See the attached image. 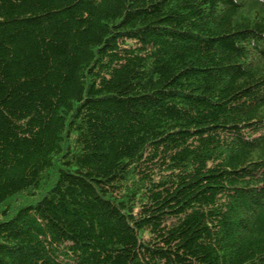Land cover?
Segmentation results:
<instances>
[{
    "label": "trees",
    "instance_id": "obj_1",
    "mask_svg": "<svg viewBox=\"0 0 264 264\" xmlns=\"http://www.w3.org/2000/svg\"><path fill=\"white\" fill-rule=\"evenodd\" d=\"M0 264H264V0H0Z\"/></svg>",
    "mask_w": 264,
    "mask_h": 264
},
{
    "label": "rangeland",
    "instance_id": "obj_2",
    "mask_svg": "<svg viewBox=\"0 0 264 264\" xmlns=\"http://www.w3.org/2000/svg\"><path fill=\"white\" fill-rule=\"evenodd\" d=\"M65 143H73V135H71V140H69L68 141V139H65V141H64ZM71 144H69V147H70V151H73V146L71 145ZM80 151H81V149H80ZM78 153V152H77ZM60 158H62V157H60ZM70 160V157L69 156H67L66 157V161H69ZM60 161H63V160H61L60 159ZM63 167V166H62ZM43 174V173H42ZM42 174H40L41 175V177H42ZM40 179H43V182H42V185H41V187H40V189H43V187L45 186V185H48V183H50L51 182V173H50V171H46V175H44L42 178H40ZM50 180V181H49ZM53 183V182H52ZM51 183V184H52ZM31 190V189H30ZM30 190H28L27 192H25L24 194H22L23 196H26V194H28V192L30 191ZM28 199H31L30 201H35V199H36V197H28ZM19 200H22V198H19Z\"/></svg>",
    "mask_w": 264,
    "mask_h": 264
}]
</instances>
